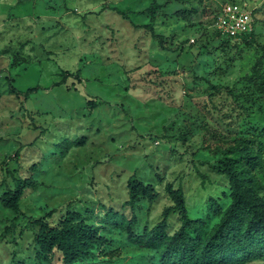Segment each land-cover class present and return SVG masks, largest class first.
I'll return each mask as SVG.
<instances>
[{"label":"rangeland","instance_id":"rangeland-1","mask_svg":"<svg viewBox=\"0 0 264 264\" xmlns=\"http://www.w3.org/2000/svg\"><path fill=\"white\" fill-rule=\"evenodd\" d=\"M229 2L257 9L254 45L226 46L213 33L210 13ZM262 47L264 0H0V264L14 254L37 264L32 221L56 224L71 210L103 223L109 245L93 264H164L165 250L129 240L119 215L103 219L122 212L133 175L158 192L136 204L134 233L173 206L167 184L183 188L190 217L211 231L230 204L216 170L222 151L242 137L264 142V60L254 70ZM7 76L20 91L40 88L25 101L9 93ZM34 126L47 132L31 146ZM11 175L38 184L21 215L1 204ZM168 222L173 235L179 216Z\"/></svg>","mask_w":264,"mask_h":264},{"label":"trees","instance_id":"trees-1","mask_svg":"<svg viewBox=\"0 0 264 264\" xmlns=\"http://www.w3.org/2000/svg\"><path fill=\"white\" fill-rule=\"evenodd\" d=\"M115 10L123 19H129L126 13ZM219 12L220 6H217L210 13L213 16L211 25L214 26L213 33L216 37L223 39V45L237 47L241 44H255V32L244 36L240 41L222 35L215 27ZM257 12L256 9L254 14ZM189 13L183 11V17L188 18ZM143 27L166 49L164 36L157 34L151 24ZM263 60L264 55L256 62L255 71ZM6 79L9 93L17 98L23 97L25 101L40 88L37 86L23 92L14 86L15 79L12 76H7ZM64 81L65 77L62 82ZM257 89L264 94V79L257 85ZM90 105L95 107L94 103ZM33 131H39V134L29 144L31 146L47 132L39 126H34ZM19 152L18 150L15 156H19ZM216 170L229 180L230 204L226 209L218 211L220 220L211 231L206 229L205 219L190 217L183 188L167 184L166 190L173 206L163 212L162 220L152 229L144 228L141 235L134 233L137 225L136 204L141 199L153 204L158 197L154 185L145 184L135 175L128 179L129 200L120 208L122 212L110 209L103 219L119 215L129 240L165 250L162 257L164 264H245L254 261L264 264V185L258 174L264 173V142L255 136L237 139L233 146L222 151V159ZM11 178L14 188L3 196L1 204L21 215L22 199L38 184L31 178L15 175H11ZM126 212H129V216L125 215ZM55 213V210L51 211L46 218H52ZM171 215L179 216L181 221L180 229L173 235L168 233ZM32 224L38 226L34 237L37 264H55L56 256L60 257V264H93L92 259L96 257V253L103 254L104 248L109 245V240L101 233L104 230L103 223H91L75 210L61 214L56 224L47 219L34 220ZM13 264L29 263L17 260L14 254Z\"/></svg>","mask_w":264,"mask_h":264},{"label":"built area","instance_id":"built-area-1","mask_svg":"<svg viewBox=\"0 0 264 264\" xmlns=\"http://www.w3.org/2000/svg\"><path fill=\"white\" fill-rule=\"evenodd\" d=\"M255 10V7L246 2L223 3L215 27L222 35L240 41L244 36L255 32Z\"/></svg>","mask_w":264,"mask_h":264}]
</instances>
